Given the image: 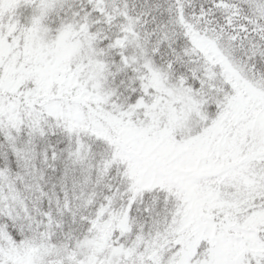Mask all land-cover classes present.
Listing matches in <instances>:
<instances>
[{
  "label": "snow or ice",
  "instance_id": "snow-or-ice-1",
  "mask_svg": "<svg viewBox=\"0 0 264 264\" xmlns=\"http://www.w3.org/2000/svg\"><path fill=\"white\" fill-rule=\"evenodd\" d=\"M0 264H264V0H0Z\"/></svg>",
  "mask_w": 264,
  "mask_h": 264
}]
</instances>
